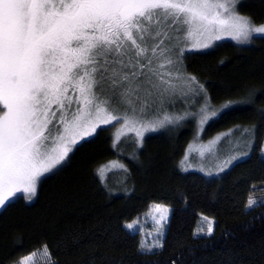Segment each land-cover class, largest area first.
I'll return each instance as SVG.
<instances>
[{
    "label": "trees",
    "instance_id": "1",
    "mask_svg": "<svg viewBox=\"0 0 264 264\" xmlns=\"http://www.w3.org/2000/svg\"><path fill=\"white\" fill-rule=\"evenodd\" d=\"M239 11L264 22V0H243ZM179 68L196 78L193 88L203 85L194 89L211 109L247 102L204 124L201 139L255 126L249 155L211 175L180 170L200 126L194 117L200 111L191 106L176 111L185 118L148 131L142 146L133 136L117 141L114 125L102 126L59 170L41 178L31 201L18 195L0 210V264H15L45 245L56 264H264V202L247 208L264 139V36L247 45L223 40L185 51ZM108 163L116 166L102 179L97 170ZM151 203L171 211L162 247L146 252L140 233L125 223ZM201 215L214 220L211 235L196 234Z\"/></svg>",
    "mask_w": 264,
    "mask_h": 264
},
{
    "label": "snow or ice",
    "instance_id": "2",
    "mask_svg": "<svg viewBox=\"0 0 264 264\" xmlns=\"http://www.w3.org/2000/svg\"><path fill=\"white\" fill-rule=\"evenodd\" d=\"M240 3L0 0V208L10 206L11 198L21 191L31 201L41 178L59 170L102 125L120 120L125 126L130 122L139 125L129 131L135 132L142 146L145 131L171 123L173 117L167 114L154 122H144V118L160 111L169 96L198 83L194 76L185 78L177 67L174 54L178 47L183 54L208 49L225 36L248 43L253 34H264V24L257 26L250 17L238 14ZM193 35L201 39L188 46V37ZM181 43L185 46L180 47ZM199 88L203 91V85ZM244 103L229 101L219 112L206 104L201 109V130L224 110ZM121 109L122 115L113 114ZM233 131L245 138L248 151L232 155L218 172L253 150L255 126L237 127L225 136ZM239 143L237 139L234 146ZM187 160L185 156L181 161L183 171L191 168L190 164L184 167ZM97 174L103 179L105 167ZM257 204L248 198V208ZM154 207L164 209L156 221L157 234L162 237L171 209L160 204ZM136 223L126 228L133 229ZM212 232L210 221L207 233ZM152 247L162 244L157 240L152 246L140 245L141 250ZM44 254L48 264H56L46 245Z\"/></svg>",
    "mask_w": 264,
    "mask_h": 264
},
{
    "label": "rangeland",
    "instance_id": "3",
    "mask_svg": "<svg viewBox=\"0 0 264 264\" xmlns=\"http://www.w3.org/2000/svg\"><path fill=\"white\" fill-rule=\"evenodd\" d=\"M242 1L243 0H241V3H242ZM240 4L237 5V12L239 15L246 16V15L240 13V11H239ZM255 24L257 26H259L261 24H264V22L255 23ZM259 35L264 36V34H253L252 38L254 36H259ZM252 38H251V40H252ZM199 39H201V37L196 36V35H193L192 37H188V46H190L191 43H194ZM223 40H230V41H232L236 44H240V45H247L251 42L250 41L248 43H240V42H237L236 40L232 39L231 37L225 36L221 40L214 41L210 48L214 47L217 43H219ZM184 46L185 45L183 43H181L180 47H184ZM210 48H208V49H210ZM203 50H207V49H203ZM194 51H196V50H194ZM199 51H202V50H199ZM181 55L182 54L180 53L179 47H178L175 51L174 59H176L180 62V56ZM177 67L179 68V63L177 65ZM184 77L186 78L188 76L185 75ZM194 88H199V86H194ZM194 88L192 85L185 86L183 88V92L177 91V93L175 95L169 96V98L164 103L163 108L160 111H154V112L150 113L149 115H147L144 118V122H154L157 119H163L164 114H167V115L173 117V120L171 123H165L164 126H162L163 128H166L169 125H172L178 121L177 119H175V117H179L177 114H175L176 111H178V109H181V108L183 109V107H185L184 109H186V107L191 106V109H198L197 111H200L199 113L194 114V117L196 119V124L200 125V121L203 119V115H204L201 112V109L205 106L204 105L205 100H204L203 95H201V92L195 91ZM184 93H187V94L185 95ZM221 107H223V106H221ZM215 109H216V111L218 110L216 107L212 108V110H215ZM113 114L122 115L123 109L116 111ZM191 115H193V114H191ZM111 124L114 125V129H113V132H115L114 134L119 135V136L125 135L124 136L125 139H127V136H133L136 140H138L136 135H134L135 132L129 131V129L132 127H138L139 125L134 124L133 122H130L127 126H125L123 120H120L119 122L113 121ZM111 124H109V125H111ZM102 126H107V125H102ZM162 127H158L155 130H149V132L158 131V130L162 129ZM203 130H204V128H203ZM203 130H202V132H203ZM147 132L148 131L144 132L143 138ZM202 132H201L200 126L198 128L196 127L193 138L190 140V142L187 146V150L179 162L178 166H179L180 170H182L181 161H184L185 156H187L188 160L185 162L184 167H186L188 164H190L191 168H189V170H196V171H199L203 174H205V173H207V174L208 173H211V174L217 173L218 172L217 169L220 168L227 159H230L232 155H235L239 151H248V148H247L246 144L244 143L245 138L240 136L239 131H235L234 133L232 132V135L230 137L225 136V134L228 132H224V133L214 135L212 138L207 139V140L201 139V135L203 134ZM237 139H239V141H240L238 147L234 146V145H236ZM114 143L116 145L117 142L115 141ZM114 143H113V145H114ZM261 148H264V139H263ZM201 153H203V155H201ZM233 163H234V161H233ZM113 165H114L113 163H108V164L104 165L105 170L112 167ZM201 169H203V170L201 171ZM18 195H23L26 198V194L21 191V192H17L16 195L11 198V200L14 199ZM249 197L256 199L258 201V204L264 202V153L261 152V149H260V153H259V159H258L257 167L255 170L254 180H253V183L251 186V191L249 193L248 198ZM6 203H8V202H6ZM157 204H160V203H151L145 213H143V214L139 215L137 218L125 223V227H126V224L138 221V223L135 224L133 229H128V230L138 231L140 233V236H141L140 245H141V243H143L146 246H152L157 242V240H159L160 243L162 244L163 236L165 233L164 232L165 226L167 223H164V226H163V236L162 237L159 236L157 234L158 225H157L156 221L159 220L160 215L164 212V209L157 210L154 207ZM160 205H164V204H160ZM164 206H166V205H164ZM166 207L171 209L168 206H166ZM1 209L2 208H0V210ZM169 215H170V212L167 213L168 218H169ZM205 218H207V219H205ZM210 221L212 222V228H214V224H215L214 220L211 218H208L206 216L201 215L199 217L198 225L196 227V234L197 235H208L207 229L209 227ZM167 222H168V219H167ZM200 229H203V231H199ZM157 248H159V247H152L151 251L156 250ZM142 251L149 252L148 250H142ZM47 252H48V249H47ZM33 253H37V255L34 258L32 256ZM26 257L28 258L27 260H25ZM21 261H24V264H48L47 257L44 254V246H41L39 249H37V250L31 252L30 254L22 257L15 264H21Z\"/></svg>",
    "mask_w": 264,
    "mask_h": 264
}]
</instances>
